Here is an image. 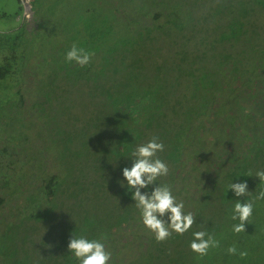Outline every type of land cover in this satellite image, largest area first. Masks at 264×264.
Returning a JSON list of instances; mask_svg holds the SVG:
<instances>
[{
  "label": "trees",
  "instance_id": "16d2710c",
  "mask_svg": "<svg viewBox=\"0 0 264 264\" xmlns=\"http://www.w3.org/2000/svg\"><path fill=\"white\" fill-rule=\"evenodd\" d=\"M129 1L139 25L124 30L113 27L105 1L107 12H76L62 25L58 48L37 60L44 75L34 87L24 81L33 74L24 63L10 68L35 49L42 25L28 29L24 18L23 30L0 39L9 51L0 55V90L9 94L4 100L0 92V106L18 108L34 93L56 117L41 122L27 157L14 128L0 137V156L17 154L12 170L20 167L25 178L11 180L0 161V264H80L67 244L81 235L102 240L108 264H264V199L255 200L264 187L255 176L264 170V0ZM160 16L165 22L154 23ZM163 26L178 41L177 58L151 50V34ZM73 44L93 54L84 67L65 60ZM68 113L74 117H57ZM14 118L21 117L7 124ZM153 136L165 145L157 155L169 167L156 183L170 185L196 217L187 232L163 242L144 226L122 175L131 152ZM243 181L250 195L237 197L229 186ZM238 200L255 201L241 233L232 231ZM196 231L219 246L204 256L193 252ZM233 244L247 257L230 255Z\"/></svg>",
  "mask_w": 264,
  "mask_h": 264
},
{
  "label": "rangeland",
  "instance_id": "374dc122",
  "mask_svg": "<svg viewBox=\"0 0 264 264\" xmlns=\"http://www.w3.org/2000/svg\"><path fill=\"white\" fill-rule=\"evenodd\" d=\"M103 1L109 4L107 5V7L109 8L107 11L109 14H111L109 20L113 23L114 28L124 30L127 24H129L131 28L137 27L139 25L138 22H136L135 19L132 17V15L128 13L131 12L132 9V6L131 9H129L128 3L130 5H133L130 3L129 0H0V39L4 37L8 38L10 36H14L18 34L21 30H23L24 27L22 26V24L24 22V18L27 21L28 29H31L32 26L36 27L37 22L42 25L39 26V32L36 38L37 41L34 44L36 46L35 49L32 50V52H30L29 50L25 54H23L22 56H24V59L21 62L17 61L16 63H14L10 69H18L22 65V63H24L23 66H27V71L30 72V74L33 73L28 78L26 77V74L25 76L23 74L24 81L28 82L29 84L28 87H34L36 85H39L40 81L42 80L41 77L44 74L40 72L39 69L42 66L38 65L37 60H40L41 57L46 60V58L51 56L50 54L54 52L53 48H58V45L60 44L59 41L63 37V32L61 30V28L63 27L62 25L69 24L71 22V17H74L76 12L82 13L81 10L90 11L91 6L95 7L96 15L100 14L102 11L101 9H106L105 6L100 8V4H102L101 2ZM152 11L153 10H151V13L149 14L150 17H153ZM34 15L35 17L37 16V19L34 17ZM84 16L87 17L88 14L85 12ZM149 16H147V18ZM164 19L165 18L160 16L159 20H155L153 22L156 24L157 22L162 23L165 22ZM24 26L26 27V24ZM154 29L156 30V33L151 34L153 37L150 42V44L154 43V48H152L151 50L160 53L163 57H168L169 55H171L174 56V58H177L178 53L176 52V48H178L179 46L177 45L178 41H174V39L176 38L172 36L170 39H168L167 36L162 33V31L164 30V26L161 28L155 27ZM1 32H6L8 35L5 36L4 34H1ZM172 38L174 39L172 40ZM190 44L191 47H194L193 44L195 43L190 42ZM200 46V44L196 43V48ZM217 46L219 47L220 45ZM0 48L2 49L0 55L9 53V51L3 44H0ZM10 78L7 81H10ZM16 78L18 77L16 76ZM12 81L16 82L14 79ZM2 90H5V88H2L0 90V92L4 95V100H9V94L6 95V93L2 92ZM35 97L36 96L34 93L26 94V103H21L18 108L12 104L11 106L9 102L5 103V101L4 104L0 106V112L6 108L1 112L3 113L2 119H5L4 124H0V128H2L0 129L1 140L2 135H4L6 131H8L10 128H14L15 130H13L12 133L16 132L18 136L23 135L24 142L27 141L26 144L23 142L22 145L23 157H25V154L26 157L29 156L28 152H32L35 149L37 141L36 139H34V136L38 134L36 132H40L41 122L46 121L45 119L47 117H51L53 119L56 118L53 113L50 112V109L42 110L41 105L34 102ZM53 102L54 107H59V99H53ZM66 102L69 103L68 101ZM80 108L81 105L78 106V109ZM58 113L61 114L62 112L59 111ZM13 116H18L21 118H14L11 120V122H9V124H7L8 119ZM57 117L65 119V117L72 118L74 116L73 113H68L67 116H65V114H62ZM30 135L32 138L30 137ZM1 140L0 147L2 144ZM10 154L13 153L9 152L6 157L1 155L0 161L10 167L8 169V172L11 180L19 183V181L25 178L19 176V174L21 173L20 167L19 169L12 170L13 166H15L16 164L14 160L16 159L15 157H17V154H13V156ZM30 165H32V163L28 164V166ZM30 173L31 172L29 171L27 176H29ZM7 215L8 214H6V216ZM0 219L3 218L0 217ZM2 227L3 221L0 220V232L2 231ZM262 253L264 255V246L262 248Z\"/></svg>",
  "mask_w": 264,
  "mask_h": 264
},
{
  "label": "clouds",
  "instance_id": "9594fccd",
  "mask_svg": "<svg viewBox=\"0 0 264 264\" xmlns=\"http://www.w3.org/2000/svg\"><path fill=\"white\" fill-rule=\"evenodd\" d=\"M93 54L83 48L73 44L65 55L68 62H76L80 67L87 65ZM165 145L159 141L158 137L153 136L144 144L138 145L132 152V165L122 169V175L127 182L128 188L134 189L132 197L135 206L140 210L144 226L151 231L157 242L167 240L172 232L183 235L196 222V217L192 212L184 211L183 201H177L172 194L171 186L168 184H157L159 177L167 176L169 167L166 162L158 157V153L163 152ZM248 176H252L249 172ZM259 181L264 182V170L255 173ZM155 184L152 191L141 192V189H147L150 185ZM229 188L232 189L237 197L248 196L247 182L231 183ZM264 199V187L256 194L255 200ZM254 200H247L241 203L239 200L234 204L232 220L239 222L232 226L235 233L245 232V224L250 222L253 213ZM167 216V220L164 217ZM194 239L190 243L193 252L200 256L207 255L210 248L219 246L212 235L205 231H196L193 233ZM104 239H107L105 236ZM67 248L74 257L79 260L80 264H108L111 259V252L106 250L102 240L88 239L81 235L72 236ZM230 255H238L245 258L247 251H239L235 244L227 248Z\"/></svg>",
  "mask_w": 264,
  "mask_h": 264
}]
</instances>
